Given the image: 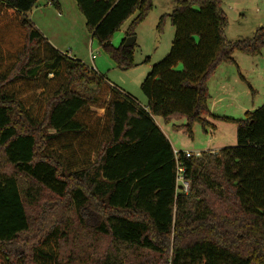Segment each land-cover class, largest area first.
<instances>
[{
	"label": "trees",
	"instance_id": "obj_1",
	"mask_svg": "<svg viewBox=\"0 0 264 264\" xmlns=\"http://www.w3.org/2000/svg\"><path fill=\"white\" fill-rule=\"evenodd\" d=\"M75 1L93 38L133 67L135 43L111 39L137 14L126 32L135 36L153 0ZM37 2L0 0V264H133L134 253L156 264H264V104L216 117L237 123V145L180 151L188 193L155 120L186 117L190 135L196 122L212 126L211 77L236 51L260 54L264 27L230 41L221 0H171L175 37L141 84L143 107L58 49L28 15Z\"/></svg>",
	"mask_w": 264,
	"mask_h": 264
},
{
	"label": "rangeland",
	"instance_id": "obj_2",
	"mask_svg": "<svg viewBox=\"0 0 264 264\" xmlns=\"http://www.w3.org/2000/svg\"><path fill=\"white\" fill-rule=\"evenodd\" d=\"M60 1L63 4V14L57 15L59 11L56 7L53 8L41 17L42 26L50 31L49 34L56 42L66 48L65 51L71 50L74 55L78 54L80 57L82 56L78 50L84 51L85 57L82 58L86 61L92 49L97 58L101 59L103 70L99 71L112 84L129 93L141 106L146 107L148 99L141 89V84L153 66L169 54L175 37V27L167 16L173 10L171 0H153L152 10L137 26L133 51L135 65L130 68L119 67L103 49L98 39L93 38L86 26V18L75 0ZM221 6L228 18L225 34L230 41L251 38L257 30L264 27V0H221ZM136 16L137 14L132 15L113 34L111 39L113 46H120L124 38H128L127 29ZM162 16H165V20L159 29L158 24ZM233 57L239 62L238 66L222 63L221 69L226 67L227 71L220 72L221 69L218 68L216 76L213 75L208 84L210 104L214 101L212 97H223L213 109L215 115L213 114L212 118L215 120L213 123L218 126L217 131L214 124L204 129L201 123L196 122L190 135L184 129L186 117L173 118L165 122L161 116H156L176 151L193 150L197 153L217 144H223L224 148L237 145V123L216 117L223 114L235 120L243 119L247 110H254L264 104V47L260 54L250 55L236 51ZM223 74L226 76L225 81L220 80ZM227 76L233 77L227 79ZM149 257L150 259L147 253L142 255L134 253L130 254V261L133 264H156L154 257ZM78 264L87 263L80 261Z\"/></svg>",
	"mask_w": 264,
	"mask_h": 264
},
{
	"label": "crops",
	"instance_id": "obj_3",
	"mask_svg": "<svg viewBox=\"0 0 264 264\" xmlns=\"http://www.w3.org/2000/svg\"><path fill=\"white\" fill-rule=\"evenodd\" d=\"M57 2L58 6L56 4H54V2ZM53 2V0H38L36 6L28 13L29 17L34 21V23L36 24V26H39L38 28L41 30H43L44 32V35L58 48L60 49L61 51L63 52H67L69 53L70 55L76 57V58H79L80 60H82L84 63H89L90 65H92V68H95L100 74H103L101 71H99V69H102L103 70V67L100 63V60L99 58H97L98 56L96 55V53L90 49V54L87 55L88 56V62L86 60H84L82 57H85V54H84V51L81 50H78V53H80V55L82 57H80L78 54H73V52L70 50L69 52L68 51H65L66 48H63L61 45L62 44H59L58 42H56V40H54V38L49 34L50 31H47L46 28H44L41 24V21L40 19H42L41 17L42 16H45L47 14V12H49L50 10H53V8H57V10L59 11V13H57V15H60V14H63L64 12V9H63V4L60 0H55ZM53 16V15H52ZM41 30V31H42ZM84 46V45H83ZM92 48V47H91ZM64 49V50H63ZM79 49V48H78ZM83 49V48H81ZM93 54L95 56V58H91L90 55ZM235 60V63H226V64H232V65H236L238 66L239 62L237 61L236 57L234 58ZM88 65V64H87ZM89 66V65H88ZM221 66V65H220ZM221 69V67H219ZM219 69V70H220ZM225 72L227 71V68H223L221 69L220 72ZM229 71V70H228ZM217 72L214 74V76H216ZM233 77V76H232ZM231 76H227V79H232ZM226 79V76L225 74H223L220 78L221 81H225ZM212 99L214 100L211 104H210V112H211V115L210 116H207L206 119L207 121L210 123V124H214L213 121L214 118H212L213 114L215 115L213 109H215V106H216V103L219 102L220 100L223 99V97H212ZM248 111V110H247ZM219 116H226V115H219ZM155 120L157 122V124L160 126V128L163 130V132L165 133V135L167 136V138L169 137L166 132L164 131V129L161 127V125L159 124V122L157 121L156 119V116H155ZM215 127H216V131L218 130V126H216V124H214ZM169 139V138H168ZM170 140V139H169ZM222 140H220V143H221ZM171 142V141H170ZM215 144V143H214ZM225 146L223 144H217L216 146H211V147H207L205 148L204 150H202L201 152L203 151H219L220 149L224 148ZM187 151H191V152H194L193 150H187Z\"/></svg>",
	"mask_w": 264,
	"mask_h": 264
},
{
	"label": "built area",
	"instance_id": "obj_4",
	"mask_svg": "<svg viewBox=\"0 0 264 264\" xmlns=\"http://www.w3.org/2000/svg\"><path fill=\"white\" fill-rule=\"evenodd\" d=\"M92 58H95L93 54H91ZM95 69V68H94ZM185 155L187 157L191 156H200L201 152H191V151H184ZM175 155H176V160H177V165H178V170H177V184L179 185V189L182 192L188 193L189 190L191 189V184L190 182L185 178L184 176V169L181 166L179 162V157H180V151L175 150Z\"/></svg>",
	"mask_w": 264,
	"mask_h": 264
},
{
	"label": "water",
	"instance_id": "obj_5",
	"mask_svg": "<svg viewBox=\"0 0 264 264\" xmlns=\"http://www.w3.org/2000/svg\"><path fill=\"white\" fill-rule=\"evenodd\" d=\"M136 41V36H130L128 37L125 42H124V46L125 47H130V46H133L134 43Z\"/></svg>",
	"mask_w": 264,
	"mask_h": 264
}]
</instances>
